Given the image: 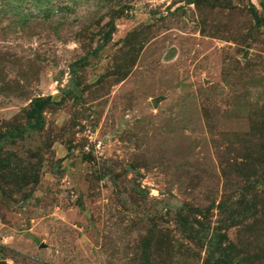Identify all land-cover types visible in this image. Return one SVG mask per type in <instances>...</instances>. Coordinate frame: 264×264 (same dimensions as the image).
<instances>
[{"label":"rangeland","instance_id":"374dc122","mask_svg":"<svg viewBox=\"0 0 264 264\" xmlns=\"http://www.w3.org/2000/svg\"><path fill=\"white\" fill-rule=\"evenodd\" d=\"M0 264H264V0H0Z\"/></svg>","mask_w":264,"mask_h":264}]
</instances>
